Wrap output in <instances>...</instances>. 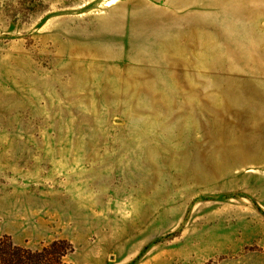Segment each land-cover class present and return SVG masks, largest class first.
<instances>
[{
    "label": "rangeland",
    "instance_id": "1",
    "mask_svg": "<svg viewBox=\"0 0 264 264\" xmlns=\"http://www.w3.org/2000/svg\"><path fill=\"white\" fill-rule=\"evenodd\" d=\"M59 264H264V0H0V246Z\"/></svg>",
    "mask_w": 264,
    "mask_h": 264
},
{
    "label": "trees",
    "instance_id": "2",
    "mask_svg": "<svg viewBox=\"0 0 264 264\" xmlns=\"http://www.w3.org/2000/svg\"><path fill=\"white\" fill-rule=\"evenodd\" d=\"M59 245V242H53L49 246L43 247L41 251H28L26 257L22 253L24 249L18 246L2 245L0 246V264H59L61 256L55 257L53 250Z\"/></svg>",
    "mask_w": 264,
    "mask_h": 264
}]
</instances>
